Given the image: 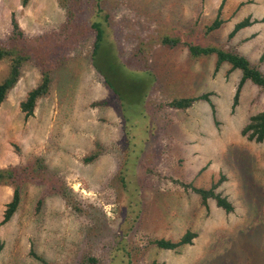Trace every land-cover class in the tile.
Returning <instances> with one entry per match:
<instances>
[{"label": "rangeland", "instance_id": "obj_1", "mask_svg": "<svg viewBox=\"0 0 264 264\" xmlns=\"http://www.w3.org/2000/svg\"><path fill=\"white\" fill-rule=\"evenodd\" d=\"M118 1L99 60L131 73L118 75L121 97L83 42L52 74L32 116L20 103L40 83L34 64L0 105V167L42 157L71 191L67 204L44 185L24 184L18 210L0 226V264H264V142L242 134L263 110L264 91L246 82L232 108L241 72L229 64L215 71V55L193 58L184 44L237 52L264 72V0ZM221 4V26L205 34ZM11 13L28 36L64 20L57 0H0V41ZM246 18L252 24L229 38ZM163 36L182 44L162 46ZM7 70L0 62V81ZM180 98L197 100L168 106ZM218 182L230 213L183 188ZM11 196L0 186V221ZM186 232L192 243L176 250L150 243Z\"/></svg>", "mask_w": 264, "mask_h": 264}, {"label": "trees", "instance_id": "obj_2", "mask_svg": "<svg viewBox=\"0 0 264 264\" xmlns=\"http://www.w3.org/2000/svg\"><path fill=\"white\" fill-rule=\"evenodd\" d=\"M29 1L21 0V5L24 7ZM57 1L64 11V20L56 30L46 34L28 36L21 28L15 13H11L10 31L7 37L0 41V62L8 65L7 75L0 81V105L7 98L10 90L17 84L21 76V69L25 64H34L39 70L40 83L30 90L26 98L20 103V109L26 117L32 116L37 100L49 92L52 74L55 70L62 66L75 53L77 46L83 42L91 44L89 50L90 60H93L96 68L101 72L106 86L114 94L121 97L118 90L120 82L118 75L131 74L124 67L117 65L112 58L105 59L104 62L99 60L101 52L103 51L104 54L106 50L104 46L107 44V30L111 29L110 27L116 22L114 15L117 14L116 12L119 9L118 0ZM221 7L222 4L219 7L217 17L206 28L205 34L213 32L221 26ZM251 24L252 22L248 18L239 22L229 34V38ZM159 42L162 46L171 48L182 44L180 39L166 36H163ZM184 44L193 58L215 55V71H218L221 65L229 64L232 70L241 72V77L233 96L232 108L237 106L241 89L246 82H250L264 91V72L252 64L245 56L220 47L201 46L191 41L184 42ZM263 60L264 53L259 61L262 62ZM201 98L206 100L208 95H203ZM196 100V98L175 99L168 106L173 109H188ZM242 134L246 135L250 141L256 143L264 142V108L249 118ZM94 157L95 154L85 158V161H91ZM25 183L44 185L48 194L58 195L64 202H67L66 200L71 192L64 186L65 183L51 172L42 157L35 156L27 164L18 163L0 167V186H7L12 190V196L6 204L0 226L9 222L18 210L21 202L22 187ZM218 184L219 182L213 184L208 190L197 189L190 185H183V188H191L200 197L203 205H206L207 200L212 198L219 208L226 213H230L233 211L232 204L226 197L215 192ZM40 205L41 201L38 202L37 208ZM194 237V233L186 232L177 242L160 239L150 243L160 249L176 250L182 246L190 245ZM1 249L2 244L0 243V251ZM95 262L96 259L89 258L84 264H93Z\"/></svg>", "mask_w": 264, "mask_h": 264}]
</instances>
